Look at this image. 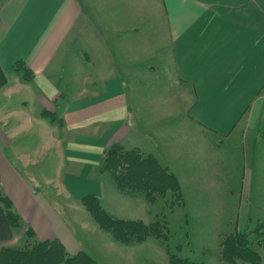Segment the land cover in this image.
Instances as JSON below:
<instances>
[{"label":"crops","instance_id":"0c3cea01","mask_svg":"<svg viewBox=\"0 0 264 264\" xmlns=\"http://www.w3.org/2000/svg\"><path fill=\"white\" fill-rule=\"evenodd\" d=\"M180 114L189 142L208 145L245 141L264 119V0H0V187L20 218L12 239L31 229L85 252L70 226L101 234L82 199L113 215L119 196L100 170L105 151L137 148L171 169L163 146Z\"/></svg>","mask_w":264,"mask_h":264},{"label":"rangeland","instance_id":"374dc122","mask_svg":"<svg viewBox=\"0 0 264 264\" xmlns=\"http://www.w3.org/2000/svg\"><path fill=\"white\" fill-rule=\"evenodd\" d=\"M183 117L184 125L179 127V132L171 125L170 142L163 146L169 152L166 161L172 168L161 165L173 176L175 172L178 192L167 191L164 197L149 201L143 194L118 190L107 172L119 195H110L111 211L119 216L110 215L124 222H135L138 228H153L164 239L150 233L142 241L120 243L86 213L101 235L80 232L74 225L70 227L84 251L94 259L99 253L110 264H169L170 255H174L203 264H251L243 258L235 261L224 258L220 249L224 237L249 234L250 247L258 254L259 264H263L260 253L264 257V225L259 221L264 224V119L246 133L245 141L239 137L235 141L226 138L214 143L216 140L211 136L212 144L208 145V137L207 142L204 138L189 142L185 114H180ZM56 206L65 216L66 210ZM25 243L24 233L0 243V250L22 247Z\"/></svg>","mask_w":264,"mask_h":264},{"label":"trees","instance_id":"16d2710c","mask_svg":"<svg viewBox=\"0 0 264 264\" xmlns=\"http://www.w3.org/2000/svg\"><path fill=\"white\" fill-rule=\"evenodd\" d=\"M100 170L111 175L113 183L121 192L140 193L149 201L164 197L167 191H179L176 177L162 167L155 157L143 156L137 148L125 150L119 144L111 145L104 153ZM82 204L97 225L120 243L142 241L149 237L150 233L164 239L161 233L154 232L153 228L140 226L142 230H139L135 222L113 218L95 197L83 198ZM19 227L20 218L0 187V243L12 240L13 232ZM25 235L26 243L22 247L0 250V264H96L85 252L69 255L58 240L38 241L31 229H26ZM248 236L249 234H238L230 238L224 237L220 245L222 257L231 261L243 258L251 264H259V256L250 247ZM169 264L203 263L170 255Z\"/></svg>","mask_w":264,"mask_h":264}]
</instances>
